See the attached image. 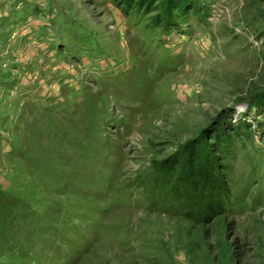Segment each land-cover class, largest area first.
I'll return each instance as SVG.
<instances>
[{
  "label": "rangeland",
  "instance_id": "rangeland-1",
  "mask_svg": "<svg viewBox=\"0 0 264 264\" xmlns=\"http://www.w3.org/2000/svg\"><path fill=\"white\" fill-rule=\"evenodd\" d=\"M0 264H264V0H0Z\"/></svg>",
  "mask_w": 264,
  "mask_h": 264
},
{
  "label": "bare ground",
  "instance_id": "bare-ground-1",
  "mask_svg": "<svg viewBox=\"0 0 264 264\" xmlns=\"http://www.w3.org/2000/svg\"><path fill=\"white\" fill-rule=\"evenodd\" d=\"M192 71L193 70H190V69L185 70V73H189V74H186L185 76H183V81L181 84H185V86H180V90H183L184 92L187 93V95L194 97L195 93L190 88V84H194V78L192 77L193 76ZM184 89H187V91Z\"/></svg>",
  "mask_w": 264,
  "mask_h": 264
},
{
  "label": "trees",
  "instance_id": "trees-1",
  "mask_svg": "<svg viewBox=\"0 0 264 264\" xmlns=\"http://www.w3.org/2000/svg\"><path fill=\"white\" fill-rule=\"evenodd\" d=\"M207 181H208V179L204 180V182L202 183L201 186H206L207 185ZM213 190H216V192H218L219 189L216 186H214ZM214 195L215 194H213V192H211L210 196H212V197L206 198V201H205V203H207V205L209 206L210 209H213L214 208L213 206H217V203H218V202L214 201V198H215Z\"/></svg>",
  "mask_w": 264,
  "mask_h": 264
}]
</instances>
